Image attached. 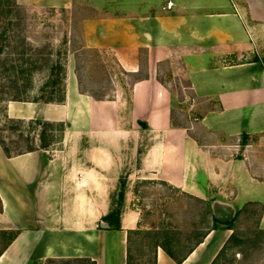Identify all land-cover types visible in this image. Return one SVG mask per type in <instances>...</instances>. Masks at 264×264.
Masks as SVG:
<instances>
[{
  "label": "crops",
  "instance_id": "crops-1",
  "mask_svg": "<svg viewBox=\"0 0 264 264\" xmlns=\"http://www.w3.org/2000/svg\"><path fill=\"white\" fill-rule=\"evenodd\" d=\"M169 1L171 7L158 5L152 14L84 20L87 47L114 52L128 73L140 69L134 53L145 52L146 75L132 83L128 103L121 95L98 100L80 92L70 65L62 103L6 102L9 118L62 123L66 131L59 149L7 157L0 147V231L14 233L0 264L71 258L126 264L127 231L138 227L139 212L116 214L112 200L132 160L137 173L155 174L196 197L206 194L215 159L191 135L193 127L173 125L162 64L186 82L191 106L201 110L195 126L230 137L264 132V0ZM244 180L238 197L262 205L264 229V174ZM231 233L210 229L180 264H210ZM155 259L177 264L161 247Z\"/></svg>",
  "mask_w": 264,
  "mask_h": 264
},
{
  "label": "rangeland",
  "instance_id": "rangeland-1",
  "mask_svg": "<svg viewBox=\"0 0 264 264\" xmlns=\"http://www.w3.org/2000/svg\"><path fill=\"white\" fill-rule=\"evenodd\" d=\"M14 1L26 15L25 20L20 23L15 19L13 12L11 16L2 18L7 8L14 9ZM168 2L169 0H0V29L8 26V34L12 36L10 45L0 53V59L7 56L12 60L19 58L21 55L17 52L23 49L30 62L34 58L49 54L52 59L64 64L65 68L67 65L74 66L81 90L95 98L112 99L121 95L128 103L132 83L146 75L145 52L139 49L134 53V58L139 60L140 69L137 73H128L119 65L114 52L87 47L84 20L126 14H152L158 5H167ZM22 39L24 43L21 45ZM15 46H19L17 50L14 49ZM261 58L264 63V52ZM14 71L9 68L6 73H0V84L7 81ZM161 71L159 77L167 83L173 95V124L193 127L189 129L191 135L199 137L201 147L208 149L209 156L215 159L213 168L216 175L213 182L209 183L206 194L196 197L184 189L162 182L155 174L135 172L137 166L132 160V166H126L121 173L119 187L113 192V212L119 214L128 209L137 210V228L140 230H152L156 233L167 227L173 238L171 246L181 255L202 233L212 227L213 206L220 198L225 199L229 201L236 217L234 229L238 245L227 249L216 264H264V229L260 227L262 205L259 202H243L238 197V191L242 190L245 183L244 176L249 174L259 177L264 174V132L247 138L241 135L230 137L209 133L199 125L195 126L197 121L193 120V117L200 115L201 110H195L191 106L186 82L174 78L165 64L161 65ZM31 77V85L22 95L27 100L40 97L45 99L51 92L56 95L61 87V84L51 82L54 75L49 79L47 69L34 70ZM6 102L0 103V134L11 148L15 144L25 146L26 134H34V129L25 125L18 126L17 129L5 126V117L1 110H5ZM47 130H52L55 134L50 147H63L66 125ZM242 161L245 168H239ZM132 181L133 188L128 189L132 193L128 192L127 203L123 200L127 191L126 185ZM122 187L124 194L121 196ZM7 241V235L0 231V250ZM146 242L148 239L143 234L132 236L134 264H150V247H144ZM238 250L243 253H237ZM33 264L82 263L40 261Z\"/></svg>",
  "mask_w": 264,
  "mask_h": 264
},
{
  "label": "trees",
  "instance_id": "trees-1",
  "mask_svg": "<svg viewBox=\"0 0 264 264\" xmlns=\"http://www.w3.org/2000/svg\"><path fill=\"white\" fill-rule=\"evenodd\" d=\"M12 5H14V9H8L5 11V15L2 16V18H7L11 16V13L13 12L15 14V19L20 23L21 21H24L26 18V15L21 11V8L15 4V1L12 2ZM1 13V12H0ZM3 13V12H2ZM10 20V19H9ZM8 26L2 27L0 29V53L3 52L4 48L6 46L10 45V38L12 39V36L8 34ZM16 37H18V34H16ZM24 39V38H23ZM21 40V45L24 43V40ZM19 46H15L14 49H18ZM15 50V51H16ZM18 55H21L19 58L16 59H8V56L4 59H0V73H6V71L11 68L12 70H15L11 73L9 76V79L4 81L2 84H0V103L4 101H31V102H44V103H62L65 100V72L66 68L65 65L62 64L60 61L54 60L51 58V56L48 54L47 56H39V58H34L30 62L29 57H25L24 55V49L20 52H17ZM10 62V63H9ZM9 66V67H7ZM47 69L49 71V79L52 75H54V78L51 79L52 83H59L61 84V87L59 90H57V96L54 94V92H51L49 96L45 99L40 97L39 99H32L27 100L22 97L24 93L27 92L28 87L31 85V75L34 70H42ZM14 73V75H13ZM78 79V76H77ZM50 81V80H49ZM48 81V82H49ZM47 82V83H48ZM46 83V85H47ZM79 83V91L82 93H87L80 88V81L78 79ZM91 95V94H89ZM93 98H95L93 95H91ZM98 100L104 99V98H95ZM3 112V116L5 117V126L11 128V129H17L18 126L25 125L29 127L30 129H34V134H26V144L25 146H20L15 144L13 148L9 147L7 145L5 138L0 134V147L3 150L4 154L7 157L23 154L26 152H31L37 149H47L50 147L53 143V138L55 134L52 132V130L47 129L48 128H54L55 126H62V123H55V122H49L44 120H22V119H14L9 118L5 112V110H1ZM174 125V124H173ZM36 130V132H35ZM1 132V128H0ZM241 136L243 137H249L248 134L242 133ZM14 149V150H13ZM120 194L122 196L123 194V187L120 189ZM2 212V204L0 201V213ZM212 219V227L210 229H230L232 230V233L230 234L229 238L226 240V242L223 244L215 258L210 264H216L220 257L223 255V253L227 249H232L235 246L238 245L237 241V235L234 229V223L236 220V217H234L231 221L228 222H220L214 218V216L211 214ZM117 223V222H116ZM115 224V223H114ZM115 228H119V224L114 225ZM207 229L204 233L200 235V237L189 247V249L184 252L183 254L179 255L176 251L173 250L171 246V240L173 239L171 236V233H169V229L167 227H164L163 230L160 232H152V230H140L138 228L128 230L127 231V258H126V264H134L135 258L132 253L131 249V240L133 235H140L143 234L147 239L148 242H146L144 247H150V256L149 261L150 264H156L155 259V251L157 247H161L163 251L171 258L173 259L177 264H180L186 256L199 244L203 241V238L207 234V232L210 230ZM2 234L7 235V243L5 246L13 239L14 233L10 231H1ZM5 246L0 250V254L5 248ZM237 253H243L242 250L236 251ZM46 262H62V263H69V262H79L82 264H95V262L91 261L87 258H71V259H47ZM34 262L30 263L33 264Z\"/></svg>",
  "mask_w": 264,
  "mask_h": 264
},
{
  "label": "water",
  "instance_id": "water-1",
  "mask_svg": "<svg viewBox=\"0 0 264 264\" xmlns=\"http://www.w3.org/2000/svg\"><path fill=\"white\" fill-rule=\"evenodd\" d=\"M213 216L220 222H228L234 218V211L230 205L217 201L213 206ZM101 226H104V224L101 223Z\"/></svg>",
  "mask_w": 264,
  "mask_h": 264
},
{
  "label": "built area",
  "instance_id": "built-area-1",
  "mask_svg": "<svg viewBox=\"0 0 264 264\" xmlns=\"http://www.w3.org/2000/svg\"><path fill=\"white\" fill-rule=\"evenodd\" d=\"M171 5H172V2L169 1V2L167 3V7L169 8V7H171ZM190 102H191V104H193V103H194V99L192 98V99L190 100Z\"/></svg>",
  "mask_w": 264,
  "mask_h": 264
}]
</instances>
